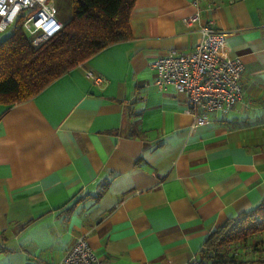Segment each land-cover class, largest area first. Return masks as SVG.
Masks as SVG:
<instances>
[{
    "label": "crops",
    "instance_id": "0c3cea01",
    "mask_svg": "<svg viewBox=\"0 0 264 264\" xmlns=\"http://www.w3.org/2000/svg\"><path fill=\"white\" fill-rule=\"evenodd\" d=\"M207 20L245 63L243 95L192 128L151 62L191 51ZM130 25L32 99L0 103V264H58L81 236L106 264H197L263 201L264 0H137Z\"/></svg>",
    "mask_w": 264,
    "mask_h": 264
},
{
    "label": "trees",
    "instance_id": "16d2710c",
    "mask_svg": "<svg viewBox=\"0 0 264 264\" xmlns=\"http://www.w3.org/2000/svg\"><path fill=\"white\" fill-rule=\"evenodd\" d=\"M136 2L73 0L71 17L62 20V30L37 47L23 26L12 28L0 41V103L28 101L104 48L132 38L130 17ZM263 233L264 199L214 230L197 264H246L226 248Z\"/></svg>",
    "mask_w": 264,
    "mask_h": 264
},
{
    "label": "built area",
    "instance_id": "2783aa9c",
    "mask_svg": "<svg viewBox=\"0 0 264 264\" xmlns=\"http://www.w3.org/2000/svg\"><path fill=\"white\" fill-rule=\"evenodd\" d=\"M57 0H0V33L15 23L30 33L40 32L47 40L58 34L63 21L58 17ZM199 12L186 18L187 25L199 19ZM200 40L187 52L171 50L151 62L159 89L173 86L187 96L186 111L194 117L192 128L211 122V114L225 115L241 100L245 63L240 57L221 54L227 33L212 20L200 24ZM102 83L101 76H94ZM58 264H106L85 236L70 246Z\"/></svg>",
    "mask_w": 264,
    "mask_h": 264
},
{
    "label": "rangeland",
    "instance_id": "374dc122",
    "mask_svg": "<svg viewBox=\"0 0 264 264\" xmlns=\"http://www.w3.org/2000/svg\"><path fill=\"white\" fill-rule=\"evenodd\" d=\"M72 1L73 0H57L58 17L61 20H68L71 17ZM17 26L18 25L15 23L9 30L0 33V41L10 34L12 28ZM26 32L31 43L35 47L41 45L46 39L40 32L33 34L28 31ZM226 251L229 255H235L243 260L264 259V233L253 235L245 242L231 244L226 248Z\"/></svg>",
    "mask_w": 264,
    "mask_h": 264
},
{
    "label": "water",
    "instance_id": "95a60500",
    "mask_svg": "<svg viewBox=\"0 0 264 264\" xmlns=\"http://www.w3.org/2000/svg\"><path fill=\"white\" fill-rule=\"evenodd\" d=\"M247 264H264V261H254Z\"/></svg>",
    "mask_w": 264,
    "mask_h": 264
}]
</instances>
